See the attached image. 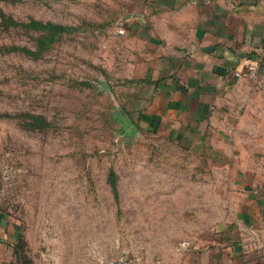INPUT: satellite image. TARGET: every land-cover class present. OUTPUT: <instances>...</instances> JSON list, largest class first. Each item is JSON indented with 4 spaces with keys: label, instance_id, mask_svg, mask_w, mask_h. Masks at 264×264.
Here are the masks:
<instances>
[{
    "label": "rangeland",
    "instance_id": "1",
    "mask_svg": "<svg viewBox=\"0 0 264 264\" xmlns=\"http://www.w3.org/2000/svg\"><path fill=\"white\" fill-rule=\"evenodd\" d=\"M133 5L0 0V208L19 222L20 264H185L244 242L230 162L133 97ZM31 22L66 29L46 42Z\"/></svg>",
    "mask_w": 264,
    "mask_h": 264
},
{
    "label": "crops",
    "instance_id": "2",
    "mask_svg": "<svg viewBox=\"0 0 264 264\" xmlns=\"http://www.w3.org/2000/svg\"><path fill=\"white\" fill-rule=\"evenodd\" d=\"M133 1L123 26L142 114L229 161L243 199L244 242L213 241L185 264H264V0ZM251 63L254 79L235 76ZM21 238L0 208V264H20Z\"/></svg>",
    "mask_w": 264,
    "mask_h": 264
},
{
    "label": "trees",
    "instance_id": "3",
    "mask_svg": "<svg viewBox=\"0 0 264 264\" xmlns=\"http://www.w3.org/2000/svg\"><path fill=\"white\" fill-rule=\"evenodd\" d=\"M30 26L35 29H41L45 31L43 35V39L47 42L48 40L52 39L53 36L59 34L60 32L64 31L66 27L51 24V23H39V22H31Z\"/></svg>",
    "mask_w": 264,
    "mask_h": 264
},
{
    "label": "built area",
    "instance_id": "4",
    "mask_svg": "<svg viewBox=\"0 0 264 264\" xmlns=\"http://www.w3.org/2000/svg\"><path fill=\"white\" fill-rule=\"evenodd\" d=\"M119 33H123V30L121 29V27L119 29ZM257 72H258V65L251 63V64L245 65L243 69L234 72V74L235 76L240 77V78L254 79L257 75ZM97 264H118V263L115 261L101 260Z\"/></svg>",
    "mask_w": 264,
    "mask_h": 264
}]
</instances>
